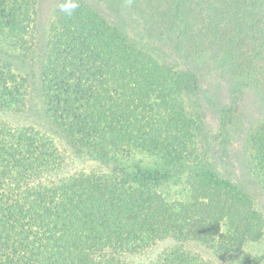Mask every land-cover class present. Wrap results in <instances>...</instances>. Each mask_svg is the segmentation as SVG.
Segmentation results:
<instances>
[{
  "label": "trees",
  "instance_id": "1",
  "mask_svg": "<svg viewBox=\"0 0 264 264\" xmlns=\"http://www.w3.org/2000/svg\"><path fill=\"white\" fill-rule=\"evenodd\" d=\"M62 2L40 70L44 114L103 169L51 176L65 159L53 138L0 121V264H264L242 252L263 236L261 214L191 143L175 107L197 75L161 64L122 28L136 23L141 38L163 35L237 78L250 66L235 52L264 20V0H78L71 15ZM37 17L38 0H0V32L24 54ZM26 91L0 64V110L22 111ZM250 144L264 164V124ZM142 253L148 261L136 263Z\"/></svg>",
  "mask_w": 264,
  "mask_h": 264
},
{
  "label": "rangeland",
  "instance_id": "2",
  "mask_svg": "<svg viewBox=\"0 0 264 264\" xmlns=\"http://www.w3.org/2000/svg\"><path fill=\"white\" fill-rule=\"evenodd\" d=\"M58 1L38 0L37 33L35 32L34 38L28 42V48L32 47L29 54H24L5 32H0V64L7 63L18 77L26 78L27 84L25 107L18 112L0 110V121L13 126H31L53 138L65 157L62 166L50 173L54 177L78 169H103L97 161L77 152L70 142L55 130L44 114L40 70L56 24ZM94 1L98 7L102 6L101 0ZM118 1L120 8L126 6L125 0ZM123 22L122 28L129 34L135 33L143 48L161 64L197 75V82L188 84L189 86L181 91V105L175 106L176 109L183 110L190 120V141L193 145H201L204 148L206 160L214 170L232 180L251 197L264 222V164L255 157L250 144V134L264 124V33L260 28L264 20L257 29L250 30L245 38L242 37L243 43L235 52L238 64L250 66L248 71L244 69L242 75L237 78L220 73L216 59L210 60L204 54L196 56L180 53L163 35H143L141 38L142 27L128 20ZM261 40L263 45L260 46ZM229 106L233 109L226 114L227 121L222 127L219 116L222 110L228 109ZM135 156L149 158L142 152ZM160 249L161 246L146 253L156 254ZM242 252L264 258V233L259 241L248 243ZM134 257L136 263H140L138 260H143L142 263L148 261L144 253Z\"/></svg>",
  "mask_w": 264,
  "mask_h": 264
},
{
  "label": "clouds",
  "instance_id": "3",
  "mask_svg": "<svg viewBox=\"0 0 264 264\" xmlns=\"http://www.w3.org/2000/svg\"><path fill=\"white\" fill-rule=\"evenodd\" d=\"M79 7L78 0H63L59 11L65 15H71Z\"/></svg>",
  "mask_w": 264,
  "mask_h": 264
}]
</instances>
